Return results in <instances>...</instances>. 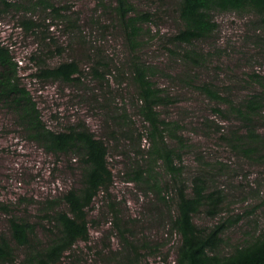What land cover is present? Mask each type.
Listing matches in <instances>:
<instances>
[{
    "label": "rangeland",
    "instance_id": "rangeland-1",
    "mask_svg": "<svg viewBox=\"0 0 264 264\" xmlns=\"http://www.w3.org/2000/svg\"><path fill=\"white\" fill-rule=\"evenodd\" d=\"M5 1L11 6L0 5V42L18 62L21 82L37 103L41 121L57 131L84 123L109 148L114 175L109 196L100 197L88 209L89 241L75 245L64 264H175L180 236L171 229L170 218L176 215L173 194L164 193L167 208L164 199L131 180L136 161L143 155H136L135 141L124 134L116 140L106 135L104 121L117 128L126 120L134 129L144 130L146 124L135 109L134 87L129 76L121 82L114 67L110 82L102 88L89 73L96 55L112 58L125 71L122 63L129 58L130 49L114 27L112 0ZM131 1L138 11L156 14L153 22L143 26L137 54L150 69L151 80L168 95L169 101L158 109L161 117L180 126L177 134L185 146L180 150L184 177L189 182L203 167L210 175L208 190L220 193V215L211 219L203 207L194 221L207 229L226 222L222 253L229 254L235 246L247 245L264 232V31L249 10L214 11L216 29L211 36L189 46H175L168 39L180 27L172 13L177 0ZM47 4L64 7L65 18H54ZM25 18L40 26L26 33L20 26ZM187 50L195 52L197 64L184 58ZM39 52H44L42 58L50 67L78 60L84 72L81 80L67 83L32 78L37 67L31 57ZM204 82L234 104L255 96L262 101V110L247 124L229 112L225 101L211 100L201 91L199 85ZM217 107L227 113L218 115L213 111ZM249 127L258 135L256 141L247 139ZM233 132L241 135L243 147L232 148L227 142ZM133 135L137 136L136 130ZM145 148L142 141L140 149ZM246 148L253 149L248 156L241 150ZM82 170L74 153L53 154L32 140L15 110L0 100V207L4 204L9 210L6 213L0 208V235L13 242L8 219L16 216L35 224V245H49L56 230L44 218L40 205L80 188ZM14 250L18 264L26 250L16 246Z\"/></svg>",
    "mask_w": 264,
    "mask_h": 264
},
{
    "label": "trees",
    "instance_id": "trees-1",
    "mask_svg": "<svg viewBox=\"0 0 264 264\" xmlns=\"http://www.w3.org/2000/svg\"><path fill=\"white\" fill-rule=\"evenodd\" d=\"M0 5L11 6L5 0H0ZM50 7L54 18H65L61 13L64 7L53 5ZM245 10L258 17L264 31V0H177L172 13H175V20L180 27L177 33L168 39L169 44L189 46L195 41L211 36L216 29L212 16L214 11ZM111 12L115 17L114 27L121 31L123 40L130 49L129 58L122 63L125 71L121 67L118 69L112 58L105 59L96 55L91 59L89 73L99 81L102 88L103 83L110 82L109 76L113 75L114 67L115 72L118 71L119 80L123 82L125 77L129 76V81L134 87L135 109L146 124L144 130L134 129L133 123L126 120L123 126L120 123L116 125L117 128H110L104 121L106 135L116 140L117 135L124 134L132 142L135 141L133 148L136 155H143L136 161L137 167L132 171L131 180L139 181L146 191H153L161 200L164 199L167 208L169 202L164 193L173 194L171 199L175 202L176 215L170 218V223L172 231L180 236L176 247L175 264H264V232L249 244L235 246L229 254H224L222 235L226 222L222 220L208 229L195 223L194 216L203 207H207V214L211 219L219 216L222 200L218 191L208 190L210 175L203 167L190 177L189 182L184 177L180 150L185 146L182 137L177 134L180 126L161 117L158 109L169 101L168 95L155 85L150 78V69L138 58L143 26L153 22L156 14L138 11L131 0H112ZM70 25L73 26L71 23ZM20 26L26 33H33L40 25L25 18L20 22ZM169 50L171 53L174 52L173 49ZM43 55L44 52L42 55L39 52L31 57L37 67L31 75L32 78L44 81L61 80L67 83H77L81 80L84 72L78 60L65 61L50 67L43 60ZM184 58L197 64V55L192 50H187ZM19 71L20 66L11 49L0 42V100H4L15 110L20 124L24 125L32 140L53 154L74 153L82 163L83 170L80 175V188L67 190L57 199L45 200L40 205L45 212L44 218H47L48 224L56 230V238L49 245L39 248L32 241V238L38 239L35 224L11 216L8 219V230L13 242H10L6 235H0V264L17 263L14 246L26 250L18 264H64L63 259L67 258L68 252L75 245L89 241L88 209L100 197L109 196L108 192L114 183L113 171L108 160L109 148L106 140L96 137L84 123L70 125L59 131L48 129L41 121L37 103L21 82ZM119 80L118 84L121 83ZM199 89L206 92L211 100L225 101L229 112L247 124L251 123L253 117L257 116L263 107L262 101L255 96L247 99L245 103L234 104L220 96L217 88L207 82L199 85ZM213 111L222 116L227 113L220 107L214 108ZM111 118L115 120L117 117ZM133 129L137 131L135 138ZM246 137L251 141L258 139L255 130L250 127ZM142 141L147 145L143 150L140 149ZM170 141L174 144H170ZM227 142L236 149L244 146L243 138L237 132L231 133ZM241 150L247 156L253 152L250 148ZM131 168L129 167V170ZM110 205L112 209L113 206ZM0 208L6 213L9 212L8 206L4 204ZM127 264L134 262L130 261Z\"/></svg>",
    "mask_w": 264,
    "mask_h": 264
}]
</instances>
